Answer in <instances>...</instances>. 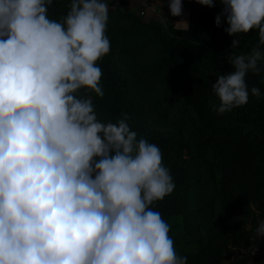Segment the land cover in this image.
Listing matches in <instances>:
<instances>
[{"label": "clouds", "instance_id": "1", "mask_svg": "<svg viewBox=\"0 0 264 264\" xmlns=\"http://www.w3.org/2000/svg\"><path fill=\"white\" fill-rule=\"evenodd\" d=\"M195 2L219 3L214 22L227 24L231 49L258 32L212 84L222 115L247 104L246 77L264 67V0ZM52 3L0 0V264H187L152 207L175 188L160 148L130 129L127 114L97 118V62L111 48L106 0H70L59 20L48 15ZM168 8L181 16L182 0Z\"/></svg>", "mask_w": 264, "mask_h": 264}, {"label": "trees", "instance_id": "2", "mask_svg": "<svg viewBox=\"0 0 264 264\" xmlns=\"http://www.w3.org/2000/svg\"><path fill=\"white\" fill-rule=\"evenodd\" d=\"M69 4L70 0H53L49 17L59 20L66 15ZM145 5L138 4L131 10L122 1L115 3L109 8L106 35L110 52L124 57L136 55L155 43L164 68L173 70L180 80V136L129 124L138 137L174 146V155L179 159L170 169L174 191L152 207L164 216L179 213L196 217L198 211L189 208L193 195L188 188L195 184L189 166L200 163L212 175L213 182L209 196L196 210L212 207L219 213L207 237L197 242L192 253L182 254L187 257V264H264V237L255 236L256 228L264 221V67L246 77L247 104L222 115L212 110V102L218 103L212 84L219 75L233 71L228 62L232 55L246 54L257 45L258 32L236 37L240 45L231 49L234 37L225 33L227 24L222 21L217 27L214 22L221 11L219 3L209 8L182 0L183 8L193 14L187 30L172 23L146 21L141 13ZM164 5H168V0H164ZM97 64L103 73L100 83L104 92L102 98L92 94L97 114L120 116L149 111L159 121L167 117L163 93L155 85L159 81L140 83ZM252 87L260 89L259 99L251 96ZM183 147L188 151L187 157L180 151ZM230 233L244 237L252 250L226 262L225 238Z\"/></svg>", "mask_w": 264, "mask_h": 264}, {"label": "rangeland", "instance_id": "3", "mask_svg": "<svg viewBox=\"0 0 264 264\" xmlns=\"http://www.w3.org/2000/svg\"><path fill=\"white\" fill-rule=\"evenodd\" d=\"M194 1L195 0H191ZM131 5V6H130ZM138 4H129V9L134 10ZM114 3L109 2L108 8H112ZM162 10L160 11L156 6H145L142 8V16L146 21L172 23L175 26H180L189 23V15L182 11L181 16L173 17L169 14V9L165 8L163 2ZM184 18V19H183ZM183 21V22H182ZM99 64H103L104 69L114 70L120 74H124L140 83L152 82L156 79V87L163 93L162 105L167 111V117L159 121L154 118L149 111H140L128 115L130 119L127 121L130 125L141 126L148 131H155L162 134L181 135L178 128V122L182 113L181 109V95H180V80L176 73L171 69L164 68V60L161 56L158 45L151 44L147 46L140 53L133 56H119L116 53L109 52L104 56ZM99 120L105 118L118 120L120 116H108L105 114H97ZM156 144L162 154L163 163L170 170L171 165L178 163L179 159L174 155L175 147L161 142ZM182 154L187 157L188 151L186 148H181ZM192 177L195 179V184L188 188V193L193 195L189 208L198 211L196 217L182 216L181 214H171L164 216L163 219L171 226L169 235L174 241L176 251L179 255L192 253L197 246V242L204 240L207 237L210 226L217 222L218 209L204 208L196 210L202 202L209 196L211 183L213 182L212 175H210L205 168L200 164L192 163L189 166ZM225 260L233 261L240 258L243 253H248L252 250V246L247 240L235 233H230L225 238Z\"/></svg>", "mask_w": 264, "mask_h": 264}, {"label": "crops", "instance_id": "4", "mask_svg": "<svg viewBox=\"0 0 264 264\" xmlns=\"http://www.w3.org/2000/svg\"><path fill=\"white\" fill-rule=\"evenodd\" d=\"M118 1H122L126 6H129V4L131 3H133V4H135V3H137V4H146L145 6H156L160 11L162 10V7L161 6H163V2H164V0H106V2H107V4L109 3V2H112V3H117ZM131 6V5H130ZM144 6V7H145ZM166 7H164L165 8V10H166V8L167 9H169L168 8V5H165ZM183 12H185L186 13V15H189V23L187 24V25H189L190 23H191V21H192V17H193V14H192V12L189 10V9H187V8H183ZM184 19V18H183ZM180 27H186V26H183V25H180Z\"/></svg>", "mask_w": 264, "mask_h": 264}, {"label": "built area", "instance_id": "5", "mask_svg": "<svg viewBox=\"0 0 264 264\" xmlns=\"http://www.w3.org/2000/svg\"><path fill=\"white\" fill-rule=\"evenodd\" d=\"M142 13V12H141Z\"/></svg>", "mask_w": 264, "mask_h": 264}]
</instances>
